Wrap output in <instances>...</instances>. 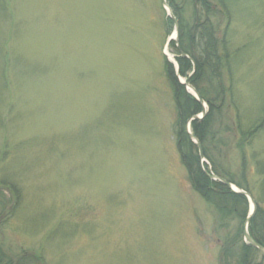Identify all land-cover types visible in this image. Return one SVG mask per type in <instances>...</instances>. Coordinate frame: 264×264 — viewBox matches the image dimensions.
I'll use <instances>...</instances> for the list:
<instances>
[{
  "label": "rangeland",
  "instance_id": "obj_1",
  "mask_svg": "<svg viewBox=\"0 0 264 264\" xmlns=\"http://www.w3.org/2000/svg\"><path fill=\"white\" fill-rule=\"evenodd\" d=\"M167 8L162 0H0L1 257L219 264V247L253 203L236 202L238 219L217 202L211 183L221 181L187 133L200 110L184 123L192 149L178 133L198 99L179 72L178 23L175 32ZM232 11L234 98L247 121L264 105V0ZM234 111H226L231 119ZM225 122L214 125L225 145H207L239 181L240 153ZM245 159L264 162V135ZM252 171L243 184L257 197ZM250 263L264 257L257 251Z\"/></svg>",
  "mask_w": 264,
  "mask_h": 264
},
{
  "label": "trees",
  "instance_id": "obj_2",
  "mask_svg": "<svg viewBox=\"0 0 264 264\" xmlns=\"http://www.w3.org/2000/svg\"><path fill=\"white\" fill-rule=\"evenodd\" d=\"M166 1L178 23V38L177 41L172 42V45L179 54L176 58L179 72L188 79L202 101L208 105L204 117L201 120L193 119L190 123L191 134L202 145L204 157L211 162L210 166L205 165V171L217 175L230 184H235L239 189L250 194L247 186L243 183H245L247 173L251 174L249 169L252 167V173L258 177L260 193L257 197L250 194L255 203V210L249 218L247 230L253 241L264 247V162L250 164L245 159L247 147L264 135V105L251 120L246 121L240 117L234 98L236 84L231 69L233 59L240 51V48L231 44L232 5L242 0ZM192 62L195 65L194 71H192ZM181 87L183 86L181 85ZM192 98L196 105L192 111H187L183 115L182 126L180 130L178 129V133L184 137L182 141L188 142L191 149L193 144L185 132L184 123L186 119L196 115L198 110L202 112L198 101L194 97ZM230 108L235 109L233 119L226 112ZM177 114L180 119L179 111ZM222 120H226L221 126L224 128L223 133H231L232 137L234 136L233 144L240 153L239 181L235 180L231 171L213 161L210 155L211 145H207L208 139L212 143L215 140L216 144L225 145V137L223 134H219V129L214 128L215 123H220ZM198 167L199 162H197L199 170ZM206 179L207 182H212L208 178ZM211 184L212 193L217 194L215 196L217 202L219 204L226 202L225 206L229 205L234 208V216L239 219L240 211L236 208V202H240L242 207L246 204L248 206L247 198L232 191L221 182L213 181ZM245 217L246 214L243 213L241 228L234 231L230 240L219 247V264H251L250 260L253 259L257 250L243 240ZM0 264L21 263H13L10 259H5L0 255Z\"/></svg>",
  "mask_w": 264,
  "mask_h": 264
},
{
  "label": "water",
  "instance_id": "obj_3",
  "mask_svg": "<svg viewBox=\"0 0 264 264\" xmlns=\"http://www.w3.org/2000/svg\"><path fill=\"white\" fill-rule=\"evenodd\" d=\"M162 4L165 6V7H168L167 6V4H166V1L165 0H162ZM168 9V12H169V15H170V17L172 18V20L174 21V25H175V32H176V30H177V22H176V20H175V18H174V16L172 15V12H171V10L169 9V8H167ZM185 85H187L189 88H191L192 89V91L194 92V95L196 96V98L198 99V101L200 102V103H202V100L200 99V97H199V95H198V93L187 83V82H185ZM204 114H205V112L204 111H202L201 112V116L203 117L204 116ZM201 116H196V117H194V118H201ZM187 133H188V135H189V137L190 138H192V139H194V137L192 136V134L190 133V132H188L187 131ZM195 140V139H194ZM196 142V141H195ZM197 143V142H196ZM199 151H200V157L202 156V151H201V149H200V145H199ZM210 176V178H212V179H219L225 186H227V187H229L232 191H234V192H236V193H239V194H242V195H244V196H246L252 203H253V208H252V210H251V212L249 213V215L247 216V218H246V222H245V224H244V227H243V236H244V240H245V242L247 243V244H249V245H251L252 247H254L261 255H262V257H264V247H262V246H260L259 244H257L256 242H254L253 241V239L250 237V235L248 234V232H247V223H248V221H249V218H250V216L253 214V212H254V209H255V207H254V202H253V199H252V197L247 193V192H245V191H243V190H240V189H238V188H236V187H234L232 184H230L229 182H227V181H225V180H223V179H220L218 176H216V175H209Z\"/></svg>",
  "mask_w": 264,
  "mask_h": 264
}]
</instances>
